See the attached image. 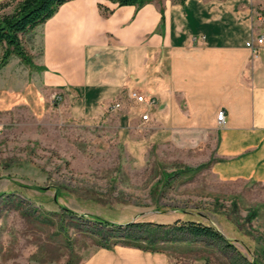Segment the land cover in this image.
Masks as SVG:
<instances>
[{
    "label": "rangeland",
    "instance_id": "rangeland-1",
    "mask_svg": "<svg viewBox=\"0 0 264 264\" xmlns=\"http://www.w3.org/2000/svg\"><path fill=\"white\" fill-rule=\"evenodd\" d=\"M23 38L33 65L12 63L13 92L0 109V264H77L116 244L185 264H264V182L220 178L215 143L171 142L151 126L153 106L140 120L134 98L87 111L83 98L43 84L39 31ZM188 220L231 245L179 229Z\"/></svg>",
    "mask_w": 264,
    "mask_h": 264
},
{
    "label": "crops",
    "instance_id": "crops-1",
    "mask_svg": "<svg viewBox=\"0 0 264 264\" xmlns=\"http://www.w3.org/2000/svg\"><path fill=\"white\" fill-rule=\"evenodd\" d=\"M35 30L43 84L83 98L93 113L115 97L126 108L132 91L146 92L156 99L149 122L169 132L171 142L215 143L219 159L212 166L220 178L264 182V43L258 56L250 45L264 35V0H151L140 8L68 0ZM14 61L23 63L13 55L0 67L2 110L13 92L7 80L15 75ZM26 67L25 85L23 68L18 76L28 91ZM139 107L144 114L146 106ZM77 264L185 263L163 251L116 244Z\"/></svg>",
    "mask_w": 264,
    "mask_h": 264
},
{
    "label": "trees",
    "instance_id": "trees-1",
    "mask_svg": "<svg viewBox=\"0 0 264 264\" xmlns=\"http://www.w3.org/2000/svg\"><path fill=\"white\" fill-rule=\"evenodd\" d=\"M68 0H1L0 1V47L3 53L0 57V67L6 65L12 55H17L29 64L33 65L32 56L27 52L24 45V35L32 32L39 25L51 18L59 9V7ZM119 6L136 5L137 8L142 7L151 0H110ZM105 9V12H108ZM94 220L100 224L112 225L116 228L122 224L110 223L100 217H94ZM141 224V223H140ZM135 222L132 225H140ZM162 226V224H157ZM179 229H185L190 233L198 236H206L225 241L228 245L231 243L224 237L220 231L213 226L195 221L188 220ZM259 264L252 262V264Z\"/></svg>",
    "mask_w": 264,
    "mask_h": 264
},
{
    "label": "built area",
    "instance_id": "built-area-1",
    "mask_svg": "<svg viewBox=\"0 0 264 264\" xmlns=\"http://www.w3.org/2000/svg\"><path fill=\"white\" fill-rule=\"evenodd\" d=\"M263 43H264V38L263 36H258L256 40H253L251 42V50H252V53L255 55V56H258V54L260 53L261 51V48L263 46ZM131 97L134 98L137 102L139 103H144L147 105V109L151 108L152 106H154L155 102H156V99L154 97H151V96H148L145 94V93H141V92H138L136 90L132 91L131 92ZM59 98H61V96H59ZM116 106H119V104H115V107ZM149 117V111L146 113H144L142 115V119L143 120H146L148 119ZM217 122L219 125H223L226 123V114H225V110L223 109H220L217 113Z\"/></svg>",
    "mask_w": 264,
    "mask_h": 264
}]
</instances>
